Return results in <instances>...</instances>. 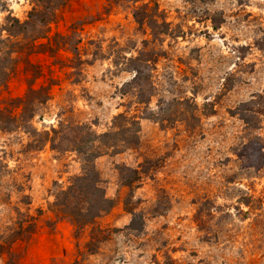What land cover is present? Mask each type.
<instances>
[{
	"label": "rangeland",
	"instance_id": "obj_1",
	"mask_svg": "<svg viewBox=\"0 0 264 264\" xmlns=\"http://www.w3.org/2000/svg\"><path fill=\"white\" fill-rule=\"evenodd\" d=\"M143 3H157L174 33L157 62L151 106L191 97L212 114H202L193 127L177 122L164 128L141 119L136 149L96 160L115 203L97 222L106 238L96 253L85 248L90 228L76 240L71 222L50 210L57 189L81 173L79 155L53 151L50 144L36 150L24 131L0 129V234L17 228L23 215L37 222L32 236L0 255V264H264V118L252 131L234 114L241 103L264 95V0L137 5ZM132 5L69 0L57 9L49 34L75 29L83 64L73 70L64 50L13 53L15 68L0 89V107L34 82L51 93L33 119L38 131L60 122L108 131L133 100L121 96L133 77L122 71L123 57L136 54L147 38L137 31ZM30 10L29 0H0V29L9 12L25 21ZM136 109L132 103L130 114ZM121 167L147 172L130 190ZM131 210L140 215L132 226Z\"/></svg>",
	"mask_w": 264,
	"mask_h": 264
},
{
	"label": "trees",
	"instance_id": "obj_2",
	"mask_svg": "<svg viewBox=\"0 0 264 264\" xmlns=\"http://www.w3.org/2000/svg\"><path fill=\"white\" fill-rule=\"evenodd\" d=\"M29 1L31 10L25 21H20L9 12L0 29V89L7 86L15 68L16 61L12 57L15 52L56 54L64 50L71 54L73 70H78L83 64L79 49L80 35L75 29L53 36L49 34L51 25L56 20V10L65 6L69 0ZM128 2L133 3L131 13L137 31L147 38L142 40L136 54L123 57L122 71L132 73L133 77L122 86L121 96H131L133 100L126 107V111L113 117L108 131L98 133L89 124L78 122H60L52 131H38L33 126V119L46 108L51 93L50 87L44 85L36 87L34 82L28 84L23 96L8 99L7 105L0 107V129L24 131L35 139L33 145L36 150L50 144L53 151L62 153L72 151L79 155L82 163L81 173L71 177L66 188L57 189L50 210L58 218L71 222L76 240L86 229H91L89 240L85 244L86 250L91 253H96L98 244L106 238L102 235L103 230L97 226L98 220L115 206L114 200L107 195L96 160L104 155H116L136 149L140 145L141 119H151L164 128L172 127L177 122L193 127L200 122L202 114H212L205 111L204 107L200 108L191 97L160 99L156 108L151 106L157 91L154 81L157 62L165 54L163 49L165 39L173 38L174 33L157 3L151 6L150 3L137 5L140 0ZM41 40L46 42L39 43ZM26 63L29 64V61ZM132 103L137 107L134 114H130ZM234 114L244 122L248 130H257L264 118V95H256L251 100L241 103ZM120 172L124 186L131 190L135 182H139L142 174H146L147 171L121 167ZM130 212L133 215L132 226L140 215L133 210ZM36 230V218L28 214L23 215V219L17 222V228L0 234V255L11 252L16 242L28 239Z\"/></svg>",
	"mask_w": 264,
	"mask_h": 264
}]
</instances>
